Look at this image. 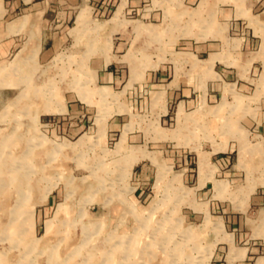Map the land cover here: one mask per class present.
<instances>
[{
    "label": "rangeland",
    "instance_id": "rangeland-1",
    "mask_svg": "<svg viewBox=\"0 0 264 264\" xmlns=\"http://www.w3.org/2000/svg\"><path fill=\"white\" fill-rule=\"evenodd\" d=\"M139 3L128 8L126 18L135 20L136 27L151 24L146 28H155L159 35H144L131 27L134 50L128 63L153 73L145 72L143 83L136 89L118 90V97L87 106L83 113H71L67 104L80 95L85 78L87 95L96 98L98 94L90 89V75L82 71L74 48L62 51L70 59L49 60L39 66L30 62L20 66V73L14 72L12 60L0 63V140L9 136L13 143L11 147H0L4 150L0 159V264H213L220 231L203 214H197V202L186 192L198 173V153L194 149L208 155L210 163L216 165L218 179L228 175L246 188L247 174L237 167L238 147L243 143L250 148L246 156L251 178L264 181V141L257 136V120L264 115L263 59L251 54L237 58L230 69L216 66L215 72L222 77L220 83L234 85L223 90H217L212 82L215 78L208 77L212 96L207 92L205 102H222V114L232 113L243 119L232 127L236 134L229 138L233 150L225 155L213 152L209 141L219 140L211 137V119H216L215 126L219 124L214 110L200 106L195 115L201 122L178 124L179 100L169 102L168 111L163 114L164 108L154 96L167 91L165 87L182 63L176 54L187 52L191 43L178 39L182 27L173 24L176 20L171 14L168 25L161 26L157 15L150 22L143 19L140 8L150 9L153 15L161 13L165 0ZM97 4L93 7L97 8ZM258 6L264 9V0ZM92 18L101 19V15L95 10ZM160 31H165L164 35ZM182 68L184 72L192 69L185 61ZM160 69L164 74L150 81L149 77ZM157 84L163 87L157 88ZM22 94L25 96L20 98ZM203 96L200 91L201 103ZM50 108L54 111L48 112ZM118 116L127 129L122 135V131L110 127V120ZM180 124L197 129L195 136L176 138L173 133L178 132ZM160 127L167 130L168 139L160 140ZM124 135L125 149L119 150ZM6 149L11 150L10 154ZM24 156L27 162H23ZM132 156L137 158L133 169ZM227 157L230 163L223 169L219 162ZM11 159L18 162L9 164ZM141 165L146 167V180L139 176ZM160 174L162 181L158 182ZM3 176H8L6 181ZM45 195L47 198L43 199ZM66 202L67 214L57 232L34 244L44 236L46 223L54 218L58 205ZM199 202L212 206L207 199ZM17 206L21 208L16 226L11 227L15 219L12 212ZM259 257H264L262 246L247 263L255 264Z\"/></svg>",
    "mask_w": 264,
    "mask_h": 264
},
{
    "label": "crops",
    "instance_id": "crops-1",
    "mask_svg": "<svg viewBox=\"0 0 264 264\" xmlns=\"http://www.w3.org/2000/svg\"><path fill=\"white\" fill-rule=\"evenodd\" d=\"M139 1L0 0V63L12 60L14 72L20 73V66L30 64L39 66L49 60L70 59V56H64L62 51L74 48L75 56L81 59L82 71L90 75V89L98 94L96 98L87 95L85 89H88V79L85 78L80 95L69 99L67 104L71 113L77 111L83 113L87 106H98L103 104L104 100L118 97V90L130 92L136 89L137 85L143 83L145 72L153 73L128 63L130 57H133L134 47L130 36L134 29L144 35L151 33L159 35L155 28H146L151 24L136 27L135 20L126 18V13L130 11L128 8H133L136 3L140 5ZM261 1L165 0V7L163 5L161 13L154 15L150 9L140 8L145 21L150 22L151 18L157 15L161 26L168 25V17L170 19L173 17L176 20L173 24L182 27L178 39L191 43V48L187 52L176 54L179 61H182L181 66H177L173 80L165 87L167 91L154 95L155 99L159 100L157 103L163 106L165 114L169 102L173 99L179 100L178 124L188 121H192L193 124L201 122L195 115L196 109L200 106L214 110V116L218 118L219 124L215 126L213 122H216V119H211L214 128L211 137L215 139L218 137L219 140L209 141V149L219 154L225 155L233 150L229 138L236 134L232 133V127L234 123H240L243 119L235 118L232 113L222 114L219 108L223 106L222 102L217 105H213L217 102L214 99H209L212 105L205 102L208 82L215 78L212 82H215L217 90H223L231 85H222L220 83L222 77L214 69L216 66L230 69L233 67L232 62L234 64L237 58L254 54V57L263 59L261 63L264 66V9L258 6ZM168 3L170 4L167 6ZM96 4L98 7L94 8L93 5ZM123 4L120 18L115 19L117 11ZM113 9L115 10L111 15L110 11ZM95 10L101 15V19L92 18ZM83 14L82 24L79 25V18ZM170 21L172 22V19ZM91 26L96 28L93 29ZM131 27L135 28L130 30ZM165 31L163 33L160 31V35H164ZM184 61L190 63L191 71L184 72L182 68ZM162 74L164 72L160 69L153 77H149V80L154 82L155 77ZM157 85V88L163 87L162 84ZM82 89L85 92L82 93ZM106 91L110 94L104 97L103 92ZM200 91L204 94L202 103ZM208 95L212 96L209 92ZM4 103L1 101V104ZM66 111L67 108L64 109L65 114ZM121 121L120 116L113 117L110 120V127L122 131V135L127 129ZM128 126L130 127V124ZM177 127L178 132L173 133L176 138L184 135L193 137L197 132L193 126L191 130L188 129L189 126L183 124ZM257 128V136L264 141V115L257 120ZM159 132L161 141L168 139L166 129L160 127ZM185 132L187 133L184 134ZM122 138H125V135ZM118 149H125L122 142L118 144ZM194 151L198 153V173L193 186L187 188L186 192L192 195V201L197 202L194 206L197 214H203L205 220L212 221L220 231L221 239L215 250L213 264H248L251 254L258 252L261 246L264 247V181L258 182L251 178L252 172L246 156L250 148L243 143L238 147L237 167L247 174L246 188L241 187L240 180L228 175L218 179L216 165L210 163L208 155L197 148ZM227 162L230 163L229 157L223 158L219 163H223L222 168L225 169ZM136 163L137 158L132 156L130 168L133 169ZM141 166L139 176L146 180V167ZM142 183L141 185L147 186L146 183ZM204 199H207V202L211 201L212 206L199 202ZM254 210L258 212L253 213ZM255 264H264V257L257 258Z\"/></svg>",
    "mask_w": 264,
    "mask_h": 264
},
{
    "label": "bare ground",
    "instance_id": "bare-ground-1",
    "mask_svg": "<svg viewBox=\"0 0 264 264\" xmlns=\"http://www.w3.org/2000/svg\"><path fill=\"white\" fill-rule=\"evenodd\" d=\"M123 6H124V4L123 5H121L120 6V8H119V10L117 11V14H116V16H115V19H119L120 18V16H121V14H122V9H123ZM83 16H84V14L83 15H81L80 16V18H79V25L80 24H82V18H83ZM82 17V18H81ZM165 87V86H164ZM110 93L109 92H103V95H104V97L105 96H108ZM25 96V94H22L21 96H20V98H22V97H24ZM51 109V108H50ZM48 110V112L50 111V112H53L54 110L53 109H51V110H49V109H47ZM103 116V115H102ZM105 119V118H104ZM99 120H101V119H99ZM102 122V121H101ZM98 124V123H97ZM124 140H125V138H123L122 139V143L124 142ZM13 145V143L11 144V140L9 139V136H6V139H4L3 140V142H1V140H0V147L2 146H5V147H11ZM6 153H9L10 154V152H11V150L10 149H6ZM2 152L4 153V150L2 151V150H0V159H2ZM8 158H10L9 156H8ZM24 161L23 162H27V156L25 157L24 156ZM4 161H5V159H4ZM13 161L15 162H18V159H14V160H12L11 159V161H10V163L9 164H13ZM162 174V173H161ZM159 175V180H158V182H161L162 181V175ZM3 178L5 179V181H6V179L8 178V176H3ZM15 179V178H14ZM23 194L24 195H27V192H23ZM106 194V193H105ZM15 196H17V195H15ZM24 197V196H23ZM47 198V195H45L44 196V198L43 199H46ZM23 201L25 200V197L22 199ZM66 201L68 202V196L66 197ZM67 202L66 203H63V204H60V205H58V208H57V211H56V214H55V216H54V218L53 219H51V220H48L47 221V223H46V227H45V234H44V236L42 237V238H40V239H36L35 240V242H34V244H39L40 243V241H43L44 239H46L47 237H49L51 234L52 235H54L56 232H57V228L60 226V223H61V221H62V218H64V214L66 215L67 214V211H66V209L68 208V205H67ZM15 203V202H14ZM14 206V205H13ZM20 206H17L14 210H13V212H12V215H13V218H15L13 221H12V225H11V227H13V225L14 226H16L15 225V223L17 222V220H16V218H17V216H18V211H20ZM157 208V206L156 207H152L151 208V210L149 211V216H151L152 214H153V212L155 211V209ZM131 216V215H130ZM29 217H30V219H31V222H33L32 221V219H33V213L32 212H30V215H29ZM34 225V222L32 223V226ZM18 232V230H14V233H17ZM54 238V237H53ZM78 239V238H77ZM57 252V251H56ZM1 258V257H0ZM52 259H53V256H52ZM55 259H57V260H59V261H65V258L64 259H61L59 256H55ZM54 259V260H55ZM108 259H113V258H108ZM58 261V262H59ZM113 261V260H112ZM107 264V263H106ZM134 264V263H133Z\"/></svg>",
    "mask_w": 264,
    "mask_h": 264
}]
</instances>
